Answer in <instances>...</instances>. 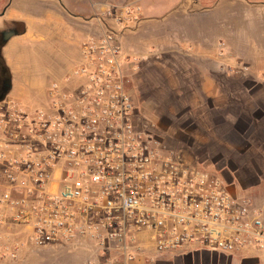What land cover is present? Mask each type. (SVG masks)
<instances>
[{"label":"built area","instance_id":"1","mask_svg":"<svg viewBox=\"0 0 264 264\" xmlns=\"http://www.w3.org/2000/svg\"><path fill=\"white\" fill-rule=\"evenodd\" d=\"M95 18L99 32L42 104L9 96L0 106V223L23 234L11 256L69 247L102 254L85 264L143 254L157 264L154 254L200 248L264 264L263 210L138 123L118 33L141 24L140 6L107 5Z\"/></svg>","mask_w":264,"mask_h":264},{"label":"rangeland","instance_id":"2","mask_svg":"<svg viewBox=\"0 0 264 264\" xmlns=\"http://www.w3.org/2000/svg\"><path fill=\"white\" fill-rule=\"evenodd\" d=\"M176 1L103 0L101 5L134 3L147 16L171 12L148 20L141 31L118 33L138 123L188 165L218 176L235 195L263 209L264 0H181L171 11ZM72 2L12 0L10 8L32 35L41 20L52 23L62 13L69 22ZM55 33L49 28L32 41H9L10 93L22 89L16 96L35 102L57 76L55 65L68 64L65 42ZM22 236L17 226L0 223V264L21 260L11 253L21 248Z\"/></svg>","mask_w":264,"mask_h":264},{"label":"crops","instance_id":"3","mask_svg":"<svg viewBox=\"0 0 264 264\" xmlns=\"http://www.w3.org/2000/svg\"><path fill=\"white\" fill-rule=\"evenodd\" d=\"M141 3L143 0H137ZM181 0H177L171 11H174V7ZM105 2V1H104ZM103 0H73L70 4L72 11L71 20L68 22L65 20L64 15L57 14L56 18H53L52 23L41 20V25H36L35 32L30 35L28 31L25 30L20 38H11L9 41H32L34 35L39 32L48 31V29H55V35L59 37L58 41L65 42V47L67 50V57L63 62H68L67 65L64 63H58L57 76L51 79L46 87H48L55 80H62L75 66V63L79 59L78 45L80 41L90 35H95L99 32V25L95 18L97 11L104 4ZM61 9L64 10V6L60 4ZM102 5V6H101ZM142 9V8H141ZM143 11V10H141ZM14 10L10 9L9 16L13 17ZM171 12H165V14H151L150 16L145 15L143 21L138 26L137 31L143 29L144 24H147L148 20H156L161 18ZM43 17V16H42ZM88 17V18H87ZM92 17V18H91ZM90 20H84V19ZM155 18V19H154ZM43 19V18H42ZM67 21V22H66ZM144 22V23H143ZM21 35V34H20ZM15 37V36H14ZM122 41V39H121ZM251 46V44H250ZM45 87V88H46ZM22 89L14 93H10L9 96H14L19 99L26 101L23 96H16L17 94L23 95ZM35 102L32 103L42 104L44 102V91L43 93L38 91L37 95L34 97ZM4 180L0 175V189L2 190ZM264 184V182H263ZM262 193L260 194L261 205L263 206L264 213V187L262 186ZM139 241L144 247V253H151L152 245L147 234H141L139 236ZM156 257L157 264H259L260 259L257 254H236V253H223L217 251H208L200 248H188L177 253H165V254H154ZM18 260L17 264H85L89 258H94L96 262L100 261L103 256L97 251H85L84 249H73V248H59L52 249L49 251L34 252V255L28 254L26 250L19 251L17 254ZM33 261V263L31 262ZM11 264V263H9ZM116 264H146L145 254L140 255L134 261H119Z\"/></svg>","mask_w":264,"mask_h":264},{"label":"flooded vegetation","instance_id":"4","mask_svg":"<svg viewBox=\"0 0 264 264\" xmlns=\"http://www.w3.org/2000/svg\"><path fill=\"white\" fill-rule=\"evenodd\" d=\"M11 2L0 1V106L6 103L13 88L12 71L5 57L6 47L12 37L26 30L21 19L9 16Z\"/></svg>","mask_w":264,"mask_h":264}]
</instances>
